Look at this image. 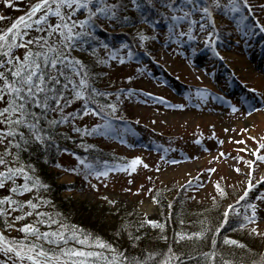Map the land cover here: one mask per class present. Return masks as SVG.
<instances>
[{"label":"snow or ice","instance_id":"6c2138e0","mask_svg":"<svg viewBox=\"0 0 264 264\" xmlns=\"http://www.w3.org/2000/svg\"><path fill=\"white\" fill-rule=\"evenodd\" d=\"M2 3L5 7L26 10L0 27V189L6 192L0 195V229H3L0 230V264H183L184 261L187 264H246L243 255L252 251L249 245L244 240L224 235L222 243L240 250V255L217 251L221 243L217 234L225 224L235 223L237 229L246 231L249 236L264 238L260 227L264 224V170L260 168L264 164V136L249 133L254 147L248 146L244 138L232 141V137H228L240 145L237 154L220 151L212 157L213 161L231 159L230 170L243 175L240 193L224 204L215 223L201 216L196 221L199 227H173L169 234L170 215L158 219L150 218L147 212L139 213V220L123 219L116 233L127 237L130 249L118 247L68 223L59 212L45 211V207L51 208V201L40 192L48 186L24 154H31L33 147L42 150L45 160L53 149L70 153L82 167L68 171L81 172L92 189H96L97 184L90 178L106 182L112 171H135L137 165L148 168L140 156L123 165L90 162L58 143L64 136L60 129L66 125L80 137L103 136L115 131L113 122L120 118L117 113L125 98L139 95L132 87L112 89L109 84L103 87L98 84L106 73L94 71L97 65L110 67L113 61L123 65L134 59L136 51L124 42L116 47L102 43L95 30L105 26L131 27L140 49L160 39L161 35L171 42L170 48L176 46L173 51H179L185 41L202 40L211 47L213 55L224 59L217 51V43L225 33V23L231 27V21L225 22V17L231 15L247 36L256 31L264 33V22L258 18L259 14H264V0H26L24 5L2 0ZM6 19L0 15V22ZM161 22L166 26L163 32L159 30ZM100 48L104 50L102 55L97 51ZM79 53H89L92 63H86ZM144 54L150 55L147 51ZM136 71L140 72L141 68ZM122 79L132 81L133 76L124 75ZM144 95L153 101L164 100L152 93ZM198 96L206 99L207 89L198 90ZM77 103L79 106L74 107ZM171 107L183 108L184 105ZM231 110L236 113L238 108L233 104ZM252 111L256 109L253 107ZM89 115L96 117L97 122L90 127L78 123L79 118ZM242 131L248 132V129ZM195 142L200 143L199 137ZM79 147L87 150L94 145L85 146L81 139ZM160 160L165 157L161 155ZM55 166L63 167L59 162ZM202 171L210 175L215 168ZM197 178L202 179L199 173ZM222 179L212 181L213 203L218 197L228 196ZM186 187L195 192L196 181L189 177L178 191ZM103 199L110 205L117 204L115 199ZM150 199L154 204H161L158 196ZM167 207L173 208L171 200ZM233 216L234 221L230 219ZM25 218L29 219L22 222ZM176 223L193 225L192 220L185 219ZM145 226L159 230L152 240L148 239L147 231H141ZM11 232L22 235L6 234ZM160 241H164L165 246L158 247ZM186 242H207L206 250L197 251L195 247L184 250L182 246ZM247 264H264V252L258 260Z\"/></svg>","mask_w":264,"mask_h":264},{"label":"rangeland","instance_id":"374dc122","mask_svg":"<svg viewBox=\"0 0 264 264\" xmlns=\"http://www.w3.org/2000/svg\"><path fill=\"white\" fill-rule=\"evenodd\" d=\"M258 16L264 21V14ZM2 26L3 22H0V27ZM224 40L223 45L219 44L217 47V51L224 59L213 65L211 64L215 62L214 56L213 59H209L211 54L207 55L208 46L202 40H199L197 47L190 52L181 48L179 51H173L176 46L172 45L170 48V43L167 42L157 45L146 44L145 49L157 60L160 69L156 71L162 70L170 74L173 85H177V88L179 84L210 88L230 98L231 104L212 93L207 96L209 100L199 102L195 99L197 105L187 104L176 89L156 78L157 73L154 70L148 74L143 69L137 72L136 68L123 65L107 71L112 79L109 81L110 85L124 82L122 79L124 75H132L133 80L127 81L130 85L145 93L164 98L163 101L156 102L144 100L129 102L118 113L138 121V124L147 128V133L162 141L164 143L162 154L165 160L161 161V155L151 146H141L136 141L121 143L114 138L98 140L101 145L130 160L140 156L149 167L137 165L135 171L109 174L106 182L93 179L91 182L97 184L96 189H92L89 182L81 189L74 188L72 191L64 192L63 196H69L75 203L85 201L88 204L107 202L103 197H108L117 201V204L113 205L115 209L131 211L137 207L139 213L147 212L150 218H157L159 207L152 202L151 196H157L160 192L164 195L166 191L164 198L161 197L162 200L171 199L173 194L167 195V192L176 187L180 188L184 181L191 177L196 181V191L193 192L187 187L186 196L191 197L189 198L191 201L210 200L215 194L212 181L222 177L221 183L230 196L217 198L219 209L222 211L224 204L231 202V195L237 196L240 193L243 175L230 170L229 165L233 162L231 159L226 162L221 158L213 161L212 157L217 156L220 151L230 155L237 154L240 145L232 141L241 138L245 139L248 146L254 147L255 142L248 138L249 133L264 136V52L261 54L260 47L255 49L248 41V36L237 35ZM246 45L249 46L248 49ZM243 87L260 90L258 92L260 97L253 106L256 111H252L253 107L251 109L243 107L238 95L246 92ZM173 104H183L184 107L173 108L171 107ZM233 104L238 108L236 113L231 110ZM82 123L93 122L85 119ZM245 128L248 132L242 131ZM197 137L200 143L195 142ZM228 137H232V141ZM240 154L247 156V153ZM173 160L177 163H171ZM61 162L66 166L70 161L63 157ZM209 167L215 168L210 175L202 171ZM260 168L264 170V164L260 165ZM57 172V184L77 186V178L73 172L66 169ZM198 173L202 179L197 178ZM255 174L258 176L259 172ZM201 182L203 187H200ZM137 188H140L139 192L136 191ZM161 188L164 192L160 190ZM260 227L264 230V224ZM260 241L262 244L264 238Z\"/></svg>","mask_w":264,"mask_h":264},{"label":"trees","instance_id":"16d2710c","mask_svg":"<svg viewBox=\"0 0 264 264\" xmlns=\"http://www.w3.org/2000/svg\"><path fill=\"white\" fill-rule=\"evenodd\" d=\"M14 3L24 5L26 3V0H14ZM26 9L24 7L21 8H12V7H5L2 3V0H0V15H4L7 17L6 20L2 21L3 26H6L9 24L16 16L20 15L23 11ZM262 20L260 16H258ZM231 21V27H228L227 24L225 26V33L221 37V41L217 43L218 45H223V42H225L224 38L230 39L234 36L239 35H245L240 30V25L232 19L231 15H227L225 17V22ZM262 22H264L262 20ZM135 22L133 21V24ZM143 26V25H141ZM165 24L161 22L159 24V30L163 32L165 30ZM151 31V29H148ZM96 34L98 39L102 43H108L112 47L118 46L121 42L130 44L133 49L136 51V56L132 61L125 62L124 66H132L134 68H141L144 71H146L148 74L151 73L152 70H154L157 74L156 78L161 81L162 83L167 84L168 86L172 87L173 89H176V92L179 96L187 97V95H194V87L189 85L185 86L184 84H179L178 88L177 85H173L172 82V76L168 74L167 72H162L160 70L157 72V69H160L157 65V60L152 56L151 52L147 51L145 48L140 49L136 38L134 37V32L131 27L126 28H116L115 26H105L104 28H97ZM230 33V35H229ZM161 39H158L152 43L149 44H162L163 42H167L168 44L171 43L170 41H167L163 38V35L160 37ZM199 40H197L195 43H190L188 41H185L183 45H180L179 48L185 49L187 51H192L197 47V43ZM101 55L103 54V48H100L97 50ZM149 52L150 55H145V52ZM81 55V58L85 60L86 63L91 64L93 57L89 53H79ZM209 59H213V52L210 51ZM212 62V61H211ZM147 66H146V65ZM115 61L111 62L110 67H101L97 65L94 68V71H104L106 75L98 81V84L103 87L106 84H109V81L112 79L108 76L109 70L111 68H116L118 66H123ZM110 85V84H109ZM122 86L126 87H132L135 89L139 95L134 96L131 99L125 98V102L123 104V107H125V104L129 102H135V101H153L151 98H148L144 95L145 92H143L140 89L135 88L134 86L130 85L129 82L124 81L119 84L111 85L112 89H118ZM111 90V89H110ZM158 97V96H156ZM159 99H156L154 102L158 101ZM161 101V100H160ZM78 103L74 105V107H78ZM122 107V108H123ZM117 115L120 117L119 119L114 120V129L115 131L107 134V135H96V136H88V137H80L77 133L71 130L70 125L62 126L60 129L64 132V136L60 138L58 143L61 147H66L71 150V152H75L77 156H80L82 158H87L90 162L95 161L97 163L102 161H107L109 165L113 164H120L123 165L125 162L130 161L129 158H126L124 155L117 154L115 150H110L109 148H106L105 146L101 145L98 140L105 139H111L114 138L119 142H133L135 139H139L141 142H143L145 145L154 144L156 147V152L158 151V148L160 149L161 146H163V142L159 141L156 138H153L154 136L151 133H147V128H144L142 125L138 124L139 122L129 118L125 115L117 113ZM87 119L89 122L96 123L97 118L93 117L91 115L79 118L78 123L83 124V120ZM84 126L90 127L91 124H83ZM68 137H72V139H68ZM146 138H149L150 140H147ZM83 139V142L85 146L87 145H94L92 148H88L85 150V148L79 147L80 140ZM152 141V143H150ZM163 143V144H162ZM25 158L31 162L35 168H36V174L40 176L41 180L47 184L46 190H41L40 194L46 196L51 201V208L45 207V211H56L59 212L63 218L66 219L68 223L76 224L83 229H85L87 232L93 233L95 235L100 236L102 239L108 240L109 242L117 245L121 248H131L130 244H126L127 237L126 236H117L116 233L121 227V221L125 218H128L131 220L133 217L136 220H139L141 217L139 215V212L137 210V207H134L131 211H125L123 209H117L114 208L113 205L108 204L107 202H97L94 204H88L85 201L82 202H73L71 201L69 196L64 197L63 193L66 191H72L75 189H81L83 186H87L89 181L85 180L83 178V174L79 171L73 172V174L76 176L77 186L73 184H57V178H58V172L57 170H63V169H70V168H80L82 165H79L77 163V160L74 156H72L70 153H61L57 152L55 149L51 150L47 154V159L45 160L44 153L42 150L37 149L33 147L31 149V154L25 153ZM163 155V154H162ZM63 157H66L69 159V164L64 166L62 164L61 159ZM56 162H59L63 165L62 168H57L55 166ZM124 171L116 170L112 171L109 174L112 173H122ZM93 180L90 178V181ZM187 188V187H186ZM184 189L183 191H178L179 188H175L172 191H168L167 195L173 194L171 199L162 200L164 196L166 195V191L164 192V189L161 188L160 190L164 192H160L158 198L161 200V204H157L159 207V213H158V219H165L166 216H171V221L168 224V232L171 233V229L173 227H199L198 224H196V221L201 216H207L212 220V223L216 222V218L218 216V213L222 212L219 209V202L216 201L213 203V201L206 200V201H191L189 197H187V189ZM6 194L4 189H0V195ZM27 195V194H25ZM162 197V198H161ZM179 197V199H177ZM228 197L230 198L229 194ZM232 199L235 198V195H231ZM168 200L172 201L173 208L171 210L168 209L167 203ZM131 213L132 216L129 217L128 214ZM163 213V215H161ZM178 213V215H177ZM27 219L25 218L26 222ZM179 219H185V220H192L193 225H179L176 223ZM231 220H235L236 217H231ZM3 230V229H0ZM141 231H147V236L149 240H152L154 237V234L159 231L158 229H152L150 226H145V229H141ZM9 235H22V233L18 232H11L6 233ZM224 235L232 236L233 238L244 240L248 245L249 248L252 249L251 252H248L243 255V259L245 260L246 264L248 261L251 260H258L260 258V254L264 252V241L261 244L260 239L258 237H251L247 234L246 231H242L236 228L235 223L225 224L224 228L221 230V233L217 234L218 241H221V243H218L217 251L220 252H233L237 254L239 257L240 250L232 249L230 246H226L222 243V239ZM259 240V241H258ZM147 243V241H146ZM153 243L155 241L153 240ZM206 243L207 242H199L197 244H191L190 242H186L182 247L184 250H188L189 247H195L197 251L200 250H206ZM165 246L164 241H160L158 247ZM183 264H187L186 261L183 262Z\"/></svg>","mask_w":264,"mask_h":264}]
</instances>
